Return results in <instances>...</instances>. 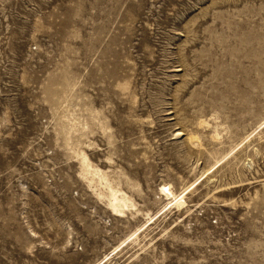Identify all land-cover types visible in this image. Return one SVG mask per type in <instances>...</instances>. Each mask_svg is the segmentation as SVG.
<instances>
[{
    "label": "rangeland",
    "instance_id": "1",
    "mask_svg": "<svg viewBox=\"0 0 264 264\" xmlns=\"http://www.w3.org/2000/svg\"><path fill=\"white\" fill-rule=\"evenodd\" d=\"M263 122L264 0H0V264H264Z\"/></svg>",
    "mask_w": 264,
    "mask_h": 264
},
{
    "label": "bare ground",
    "instance_id": "2",
    "mask_svg": "<svg viewBox=\"0 0 264 264\" xmlns=\"http://www.w3.org/2000/svg\"><path fill=\"white\" fill-rule=\"evenodd\" d=\"M262 125H264V122ZM104 129L106 131L108 129V127L107 128L104 127L103 130ZM247 139H249V137ZM241 145L233 148L228 154L223 156L218 162H216L208 170H206L201 175L200 178H198L195 182H193L190 186H188L186 189H184L180 193H176L175 190L173 189L172 185H170L168 183H163L160 186L159 191H160L161 195L163 197H165L167 204L163 207V209L159 213L154 214L153 216H149L148 222L145 223L144 225H142L140 228H138L135 232H133L123 242V244L120 247L115 248V252H116V250H119V248H121L122 246H125L124 244H127L129 242H131L132 244L137 243L139 241L141 235L144 233V231H146L148 228H150L149 226L152 225V223L156 220L157 216L161 212L168 209V207H170V208L174 207L177 209H181V208L186 207L187 206L186 199L189 196V194L191 192H193L204 180H206L210 176H212L223 165V163L235 153V151ZM77 155H78V158L80 159V162H81L83 177H86L87 179H89L90 183H94V180L97 178L100 185H103L105 187L106 192L101 193L99 195V197L106 199V201H107L106 203H107L108 207L116 216H123L126 213V210L136 207L132 198L126 192H122L117 185L113 184L109 178L108 173L104 172L97 165L92 163L90 158L88 157V155L84 151L77 152ZM109 256L110 255L106 256V259ZM101 263H99V264H101Z\"/></svg>",
    "mask_w": 264,
    "mask_h": 264
}]
</instances>
